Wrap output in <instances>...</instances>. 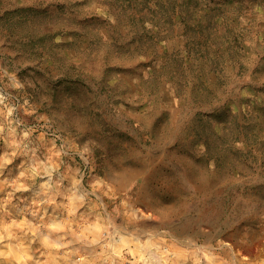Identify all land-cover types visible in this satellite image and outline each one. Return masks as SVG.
I'll return each mask as SVG.
<instances>
[{"label": "rangeland", "instance_id": "1", "mask_svg": "<svg viewBox=\"0 0 264 264\" xmlns=\"http://www.w3.org/2000/svg\"><path fill=\"white\" fill-rule=\"evenodd\" d=\"M0 264H264V0H0Z\"/></svg>", "mask_w": 264, "mask_h": 264}]
</instances>
